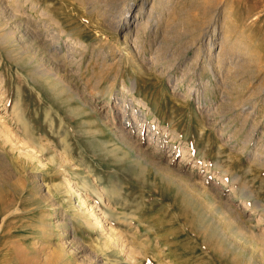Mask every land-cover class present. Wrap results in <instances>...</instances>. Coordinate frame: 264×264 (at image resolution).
<instances>
[{
	"label": "rangeland",
	"instance_id": "obj_1",
	"mask_svg": "<svg viewBox=\"0 0 264 264\" xmlns=\"http://www.w3.org/2000/svg\"><path fill=\"white\" fill-rule=\"evenodd\" d=\"M1 129L0 264H264V0H0Z\"/></svg>",
	"mask_w": 264,
	"mask_h": 264
},
{
	"label": "bare ground",
	"instance_id": "obj_2",
	"mask_svg": "<svg viewBox=\"0 0 264 264\" xmlns=\"http://www.w3.org/2000/svg\"><path fill=\"white\" fill-rule=\"evenodd\" d=\"M85 3H87V2H85ZM9 10V9H8ZM11 14V13H10ZM49 19V18H48ZM29 22V21H28ZM23 23V22H22ZM50 24V23H49ZM31 25V24H30ZM37 25V24H36ZM35 25V26H36ZM44 26H47V25H45V24H43ZM33 26V25H32ZM34 26V27H35ZM40 26V25H39ZM22 27V26H21ZM28 28V27H27ZM29 28H31V27H29ZM49 28V26H47L46 27V29H48ZM50 28H51V26H50ZM118 28V27H117ZM34 29V28H33ZM45 29V30H46ZM32 30V29H31ZM36 30H37V28H36ZM35 30V31H36ZM42 30V29H41ZM44 30V31H45ZM49 30V29H48ZM46 31V33H48L50 30H52V29H50L49 31ZM57 29H55V30H52V32L53 31H55V33H51L52 34V38H53V40L55 39V41L56 42H53L52 40H51V42L50 41H48L47 39H43L44 37V35H43V33L41 34V39H39V40H43L42 42H44L45 44L47 43V44H49L48 42H50V45H51V47H52V49H51V51L49 52V51H45V54L47 53V57H49V56H51L50 58L51 59H53V61H59V60H61L62 58H65V60H68V62H70L69 64H73V61L74 60H70V59H68V58H66V55H67V53H68V55H67V57L69 56V54H70V57L69 58H71L72 56H73V58H77V55L80 53L79 51H77V49L76 48H67L66 47V49L63 51V54L61 55V53H58L59 51H62L63 49V46H61V47H59V45H60V38H61V36H62V34H63V32H57L56 31ZM120 31V30H119ZM13 32H15V31H13ZM17 32V31H16ZM27 32V31H26ZM30 32V31H29ZM28 32V33H29ZM32 32V31H31ZM30 32V37H32L33 38V36L31 35L32 33ZM57 32V33H56ZM18 33V32H17ZM27 33V34H28ZM65 33H67L66 31H65ZM204 33V32H203ZM15 34V33H14ZM18 35V34H17ZM40 35V34H39ZM13 36V35H12ZM48 36H50V34H48ZM64 36V35H63ZM17 37V36H16ZM16 37H15V40H16ZM59 37V38H58ZM22 38V37H21ZM24 38V37H23ZM28 38V37H27ZM31 38V39H32ZM49 38V37H48ZM52 38H50V39H52ZM29 39V38H28ZM225 39H228V38H225ZM22 40V39H21ZM30 41V40H29ZM68 41L69 42H73L74 41V44L76 43V42H78V41H76L73 37H68ZM224 41V40H223ZM40 42V41H39ZM53 42V43H52ZM80 42H81V40H80ZM227 43V42H226ZM21 44H23V43H21ZM41 44V43H40ZM76 44H78V43H76ZM83 44V43H82ZM82 44H81V46H82ZM224 44V43H223ZM42 45V44H41ZM83 45H85V44H83ZM43 46H45V45H43ZM49 46V45H48ZM48 46H47V48H48ZM80 46V47H81ZM50 47V46H49ZM50 47V48H51ZM225 47V46H224ZM42 48H44V47H42ZM47 48H45V49H47ZM61 48V49H60ZM33 49V48H32ZM48 50V49H47ZM222 50H223V48H222ZM77 52H79L78 54H76ZM42 53V52H41ZM44 53V52H43ZM59 54H60V56H59ZM65 54V55H64ZM101 54V53H100ZM44 55V54H43ZM72 55V56H71ZM80 55V54H79ZM225 56V55H224ZM62 57V58H61ZM104 57H106V56H104ZM50 58H47L48 60H50ZM59 58V59H58ZM61 58V59H60ZM47 60V61H48ZM81 60V59H80ZM213 60V59H212ZM61 61H64V60H61ZM76 61V60H75ZM49 62V61H48ZM163 62V61H162ZM210 62V61H209ZM45 63V62H44ZM55 63V62H54ZM59 63V62H58ZM61 63H63V62H61ZM47 64V63H46ZM64 64V63H63ZM66 65H68L67 63H65ZM224 64H225V61H223V60H221V61H219V69L221 70L222 69V67L224 66ZM45 65H43V67H44ZM48 66V65H47ZM46 66V67H47ZM50 66H52V65H50ZM80 66V65H79ZM44 68L45 69V72H46V74H50V73H52V71H53V75H55V77L58 79V80H60V81H63V80H65L64 79V76H66V70H68V69H65L64 68V66L62 65V66H60V64H57L56 65V68ZM88 67V66H87ZM218 67V66H217ZM66 68H67V66H66ZM54 70L56 71L55 73H54ZM213 70V69H212ZM228 72V71H227ZM117 78V77H116ZM226 79H228V78H226ZM181 80V79H180ZM182 84V83H181ZM177 85V84H176ZM130 93H131V96H133V97H135L136 96V93H137V91H136V86L135 85H130ZM105 96V95H104ZM118 99V98H117ZM127 101V100H126ZM135 101V100H134ZM136 102V101H135ZM142 102V101H141ZM200 102V101H199ZM140 103V102H139ZM130 104H132V103H130ZM116 105V104H115ZM145 107V106H144ZM147 107V106H146ZM93 108V107H92ZM125 108H129V107H124V110H125ZM134 110V109H133ZM123 112V111H122ZM129 113V112H128ZM137 115H139V116H143L142 115V113H138ZM122 116V115H121ZM115 117L117 118V117H120V113H119V111L116 113V115H115ZM130 117V116H128V115H123V118H125V120H127L128 118ZM107 120V119H106ZM139 120V119H138ZM133 120L132 119H129V126H132V128H134L135 126H137L138 128H139V131H144V128H145V126H146V124H144V128L141 126V125H139V123H137V121H136V118H135V122H132ZM105 123V122H104ZM105 125V124H104ZM124 125H125V123H123V121L121 122L120 121V123H119V125H118V127H116L115 129H116V132H118V134H117V136H118V138H122L123 140H125V141H129L130 142V138H129V134L131 133L130 131H128V132H126V129H125V127H124ZM127 127V126H126ZM147 127V126H146ZM5 128V127H4ZM3 129V128H2ZM1 129V132L0 133H3L2 131L3 130H5V129H3L2 130ZM150 130H151V127H149V131H148V136H150V137H152V135H151V132H150ZM110 132H112V131H110ZM140 132V133H141ZM145 132H146V128H145ZM3 137H5V138H3ZM2 138L3 139H5L6 140V142L8 143V142H10V143H12L13 142V140H11L12 139V136L10 135V132H9V129H7L6 130V132H4V134H2ZM153 138V137H152ZM141 140V139H140ZM161 141V140H160ZM26 142V141H25ZM132 143V142H131ZM30 143H25L24 145H26V148H30L31 147V144L29 145ZM135 143L133 142V146H136V144L134 145ZM157 144V143H156ZM35 146V147H34ZM33 147L34 148H36V144L34 145ZM128 148V147H127ZM29 150V149H28ZM35 150V149H34ZM34 150H32V152H34ZM31 151V150H30ZM37 151V150H36ZM132 151V150H131ZM141 151V150H140ZM28 152V151H27ZM40 151H38V153H39ZM145 152V151H144ZM36 153V152H35ZM30 154V153H29ZM32 154V153H31ZM34 154V153H33ZM144 154V153H143ZM146 154V153H145ZM36 155V154H35ZM143 156V155H142ZM145 156V155H144ZM143 156V157H144ZM31 158H33L32 156H30ZM154 158V157H153ZM38 161H39V159H38ZM19 162V161H18ZM40 162V164H41V160L39 161ZM263 163V162H262ZM43 165V164H42ZM44 166V165H43ZM166 170H168V168L166 167ZM163 171V170H162ZM165 171V170H164ZM172 171V170H171ZM166 173V172H165ZM168 173H169V171H168ZM171 173V172H170ZM173 174V173H172ZM167 175V174H166ZM168 175H170V174H168ZM168 177V176H167ZM176 177V176H175ZM181 177H182V180H183V175H181ZM180 178V177H179ZM185 178V177H184ZM187 179V178H186ZM177 180V179H176ZM175 180V181H176ZM180 180V179H179ZM185 180V179H184ZM178 181V180H177ZM189 181V180H188ZM72 181H67L66 183L68 184V186L70 187V189L71 190H73V192H71L72 194L73 193H75V194H77V196L80 198V201L82 202V204L84 205V206H86L87 207V209H88V211H85V212H87V213H89V214H87V213H83V214H80L79 212H77V213H79V215L78 216H80V218H77V219H80V221L81 222H86V224H88L90 227H95V228H100V229H102V231H108V228L106 229V224H107V222L105 221L104 222V218H103V216L101 217L100 216V214H97L96 213V211H95V209L96 208H94L93 206L91 207V206H89L88 204H89V202H88V204H87V198H84V196L79 192V190H77V189H75L74 187H73V185H72V183H71ZM180 182H181V180H180ZM185 183H186V181H185ZM188 183V182H187ZM87 184V183H86ZM182 185H184L183 184V182H182ZM181 185V186H182ZM194 185V184H193ZM61 186V185H60ZM187 186V185H186ZM88 187V186H87ZM184 187V186H183ZM193 187V186H192ZM196 187V186H195ZM194 189V188H193ZM70 190V191H71ZM199 190H201V189H199ZM211 190V189H210ZM100 191V192H99ZM98 191V193H102L101 191L102 190H99ZM105 191V190H104ZM216 191V190H215ZM205 192V191H204ZM83 193V192H82ZM234 193V192H233ZM48 194H49V192H48ZM84 194V193H83ZM74 195V194H73ZM102 196V195H101ZM211 197V196H210ZM217 199V198H216ZM215 199V200H216ZM79 201V202H80ZM220 201V200H219ZM218 203V202H217ZM228 204V203H227ZM230 204V203H229ZM56 205V204H55ZM53 206H54V204H53ZM222 206V205H221ZM220 206V207H221ZM231 206V205H230ZM249 207V206H248ZM253 207H255V206H253ZM211 208V207H210ZM214 208H216V207H214ZM229 208V207H228ZM226 210V209H225ZM224 211V210H223ZM235 211V210H234ZM76 212V211H75ZM82 212H83V210H82ZM240 214V213H239ZM231 215H233V214H231ZM230 215V216H231ZM229 216V217H230ZM91 217V220H92V222H91V220L89 219ZM231 219V218H230ZM233 219V218H232ZM236 219V218H235ZM238 221V220H237ZM94 222V223H93ZM104 223H106V224H104ZM227 223V222H226ZM235 223V222H234ZM238 223V222H237ZM236 224V223H235ZM240 224V223H239ZM69 225V224H68ZM82 225V224H81ZM243 225V224H242ZM241 225V226H242ZM237 227H239V226H237ZM236 228V227H235ZM111 230L110 231H112V228H110ZM110 231H108V236H107V239L106 240H104V241H102V242H104L103 243V245H101L99 248H100V251L102 252V253H107V252H109V251H112L114 248H115V245L113 244V240L114 241H117L116 243L117 244H121L120 245V248H121V250L123 251L124 250V248H126V245H125V247H124V244L123 243H121V237H116V236H114L113 234L114 233H112V232H110ZM104 233V232H103ZM64 235V234H63ZM116 235V234H115ZM119 235V234H118ZM70 236V235H69ZM105 239V238H104ZM68 240H69V238H68ZM123 240V239H122ZM70 241V240H69ZM74 241V240H73ZM72 241V242H73ZM66 242V241H65ZM67 243H69V242H67ZM64 244V243H63ZM70 244V243H69ZM67 245V244H66ZM74 245V244H73ZM97 245V244H96ZM63 246H65V245H63ZM67 246H69V245H67ZM117 246V245H116ZM74 247H75V245H74ZM68 248V247H67ZM70 248H71V246H70ZM98 249V248H97ZM116 249V248H115ZM120 250V251H121ZM131 249H129L128 250V252L130 251ZM134 250V249H133ZM68 252V251H67ZM101 252H99V253H101ZM118 252V251H117ZM125 252H126V250H125ZM124 252V253H125ZM101 253V254H102ZM133 252H131V253H129V254H131V255H133V257H134V254H132ZM65 254V253H64ZM96 254V253H95ZM94 255V254H93ZM97 255V254H96ZM125 255V254H124ZM136 255V254H135ZM100 256V255H99ZM127 256H130V255H127L126 254V257ZM66 257V256H65ZM131 257V256H130ZM46 258V257H45ZM97 258H98V256H97ZM97 258H96V260H97ZM45 260V259H44ZM48 260V259H47ZM99 261V260H98ZM47 262V261H46ZM50 262V261H49ZM132 262V261H131ZM134 263L136 262V261H133ZM49 264V263H48ZM51 264V263H50ZM98 264H103L102 262L101 263H98ZM110 264V263H109ZM131 264H133V263H131ZM136 264V263H135ZM138 264V263H137Z\"/></svg>",
	"mask_w": 264,
	"mask_h": 264
}]
</instances>
